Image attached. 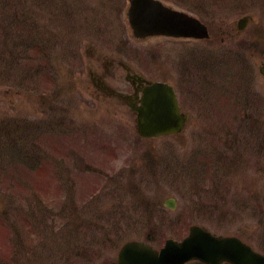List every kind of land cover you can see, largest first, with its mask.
I'll return each mask as SVG.
<instances>
[{"label": "rangeland", "instance_id": "374dc122", "mask_svg": "<svg viewBox=\"0 0 264 264\" xmlns=\"http://www.w3.org/2000/svg\"><path fill=\"white\" fill-rule=\"evenodd\" d=\"M128 5L129 0H0V264H109L123 242L149 237L158 245L169 235L180 239L193 222L239 235L264 253L262 126L251 131L254 147L244 151L235 172L236 164L225 161L233 154L228 142L217 139L230 137L231 115L221 116L220 133L211 124L194 134L198 123L190 129L186 151L201 143L200 154H191L189 169H183L181 137L178 142L141 138L126 107L94 95L88 72L91 48H113L122 41L133 67L150 77L166 72L178 83L200 46L205 54L220 53L219 81L228 87L221 91L228 99L221 110L203 119L222 114L235 102L231 93H241L245 102L248 94L261 123L264 0L206 1L201 18L213 32L206 42L136 40L127 22ZM247 13L250 20L238 33L236 21ZM156 49L160 58L154 61ZM196 71L207 75L205 66ZM244 77L252 78L251 84ZM47 119L52 120L48 128L43 126ZM91 123L93 130L84 131ZM213 145L223 151L221 160ZM149 150L157 155L146 164L149 155L144 163L140 156ZM246 159L249 173L243 182ZM236 175L241 191L251 185L255 192L232 188ZM170 196L177 199L175 210L164 205ZM190 204L195 210L187 215Z\"/></svg>", "mask_w": 264, "mask_h": 264}, {"label": "water", "instance_id": "95a60500", "mask_svg": "<svg viewBox=\"0 0 264 264\" xmlns=\"http://www.w3.org/2000/svg\"><path fill=\"white\" fill-rule=\"evenodd\" d=\"M129 16L134 33L138 36H207L206 27L197 19L170 8L160 0H131ZM261 70L264 73V67ZM171 88L169 84L157 82L144 90L142 104L137 107V130L141 135L149 137L180 129L182 118H178L176 110L171 112L175 109ZM192 231L182 243L168 239L160 253L144 243L130 241L120 251L117 264H181L192 257L211 264H221L224 259L234 260L236 264H264V255L235 238L213 236L198 227H193Z\"/></svg>", "mask_w": 264, "mask_h": 264}, {"label": "flooded vegetation", "instance_id": "af4514ba", "mask_svg": "<svg viewBox=\"0 0 264 264\" xmlns=\"http://www.w3.org/2000/svg\"><path fill=\"white\" fill-rule=\"evenodd\" d=\"M94 57L88 65V70L93 78L96 90L103 96L117 99L131 109L130 113L135 117L133 107L138 103V96L145 82H139L138 70L129 67L120 54L113 58L100 49H95ZM106 54V55H105ZM122 70V71H121ZM121 71L120 73H118ZM124 71H126L124 73ZM123 80L126 84H123ZM244 121L253 124V117L247 114Z\"/></svg>", "mask_w": 264, "mask_h": 264}, {"label": "trees", "instance_id": "16d2710c", "mask_svg": "<svg viewBox=\"0 0 264 264\" xmlns=\"http://www.w3.org/2000/svg\"><path fill=\"white\" fill-rule=\"evenodd\" d=\"M12 3V2H11ZM10 3V4H11ZM6 7L8 8V7H10V5L9 4H7V2H6ZM12 13H14L15 14V12H12ZM7 19V18H6ZM11 27H13V28H16L15 26H11ZM7 29V28H6ZM45 59V58H44ZM5 63H6V61H5ZM3 72V73H2ZM4 70H1V74L3 75L4 74ZM7 73V72H6ZM0 81H4V75L3 76H0ZM3 128H4V131H5V134L7 135V120L6 121H4L3 122ZM13 128L14 129H18V126H13ZM20 199L21 200H24L22 197H20Z\"/></svg>", "mask_w": 264, "mask_h": 264}]
</instances>
